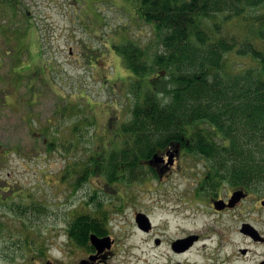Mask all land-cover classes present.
Masks as SVG:
<instances>
[{
    "label": "rangeland",
    "instance_id": "1",
    "mask_svg": "<svg viewBox=\"0 0 264 264\" xmlns=\"http://www.w3.org/2000/svg\"><path fill=\"white\" fill-rule=\"evenodd\" d=\"M139 9L140 0H0V240L33 235L52 220L90 218L107 221L113 231L118 246L110 264H259L264 243L239 230L248 223L264 237L262 186L254 188L257 194L231 186L208 160L183 151L170 176L136 167L131 182L90 176L73 190L84 166L122 144L120 127L151 87L134 90L141 77L118 52L127 43L146 50L144 80L152 75L160 33ZM261 13L264 3L247 16ZM249 28L233 19L223 33L253 37ZM15 59L21 62L12 72ZM228 62L234 73L258 66L233 53ZM166 82L156 83L159 91ZM242 190L246 198L233 200L227 211L215 208L218 198L227 204ZM136 213L146 215L150 232L137 230ZM189 236L199 240L175 254L171 243ZM2 256L0 264H13Z\"/></svg>",
    "mask_w": 264,
    "mask_h": 264
},
{
    "label": "trees",
    "instance_id": "2",
    "mask_svg": "<svg viewBox=\"0 0 264 264\" xmlns=\"http://www.w3.org/2000/svg\"><path fill=\"white\" fill-rule=\"evenodd\" d=\"M263 3L140 0L141 19L160 33L162 45L152 75L144 80L146 50L127 43L118 52L130 71L141 77L134 80V90L151 87L139 95L130 120L120 127L122 144L100 154L91 168L84 166L71 183L73 190L90 176L131 182L130 173L136 167L142 168L159 150L179 143L187 156L215 164L217 175L231 186L257 194L254 188L261 185L263 192L264 13L247 16L249 9ZM233 19L249 24L253 37L224 34V26ZM22 34L18 31L17 44ZM16 47L24 50L21 45ZM232 53L249 56L258 66L234 73L228 62ZM20 62L14 60L12 72ZM161 80L167 81L164 91L156 86ZM47 144L50 147L54 141ZM146 167L155 174L153 168ZM206 171L204 182L214 192Z\"/></svg>",
    "mask_w": 264,
    "mask_h": 264
},
{
    "label": "flooded vegetation",
    "instance_id": "3",
    "mask_svg": "<svg viewBox=\"0 0 264 264\" xmlns=\"http://www.w3.org/2000/svg\"><path fill=\"white\" fill-rule=\"evenodd\" d=\"M182 152L179 143L170 144L167 148L158 151L157 154L161 161L152 166L158 178L170 176L178 165L181 166L184 159L181 155ZM218 200L221 199L218 198ZM227 210L228 208H224L218 211ZM106 222L90 218L70 219L67 223L64 220H52L46 222L48 225L45 228L32 229L33 235H21L0 240V253L4 259L13 264H110L109 261L115 258L114 249L118 243L111 235L113 231L106 229ZM50 223H60L62 227L60 225L54 228ZM133 224L140 232L148 233L152 229L150 224L148 227L140 228L136 220L133 221ZM51 227L52 229H49ZM94 239L102 241L94 242ZM198 240L197 237L190 246L183 250H181L182 248L174 249L173 241L171 249L175 254H182L193 247ZM160 244L161 240H158L155 245L159 246ZM165 264L182 263L169 261Z\"/></svg>",
    "mask_w": 264,
    "mask_h": 264
},
{
    "label": "water",
    "instance_id": "4",
    "mask_svg": "<svg viewBox=\"0 0 264 264\" xmlns=\"http://www.w3.org/2000/svg\"><path fill=\"white\" fill-rule=\"evenodd\" d=\"M177 152V150H176ZM161 161L160 156H158V154L153 155L152 159H150L148 161V164L153 166L156 164H159V162ZM245 197V193L243 191H238L236 193H234L231 197V199L229 200L228 204H225L223 201H216L214 202L215 208L217 210H223L225 207H231L233 200H239ZM261 205L264 207V200L261 202ZM136 221L139 225L140 228H144V226L148 227L149 225V220L146 217V215L142 214V213H138L136 214ZM240 233H242L245 236H248L249 238H251L254 242H264V238L259 234V232L250 224L248 223H243L241 225V229H240ZM197 239L196 236H189L185 239H181V240H177L176 242L173 243V248H177V249H185L188 246H190L193 241H195ZM100 242L102 240H97L94 239V242ZM242 253H245V250L242 251ZM259 264H264V261H262Z\"/></svg>",
    "mask_w": 264,
    "mask_h": 264
}]
</instances>
